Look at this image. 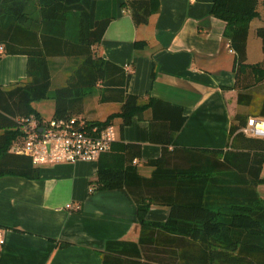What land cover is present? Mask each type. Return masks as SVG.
Masks as SVG:
<instances>
[{
    "label": "trees",
    "instance_id": "obj_1",
    "mask_svg": "<svg viewBox=\"0 0 264 264\" xmlns=\"http://www.w3.org/2000/svg\"><path fill=\"white\" fill-rule=\"evenodd\" d=\"M103 1L107 0H0V60L3 55L27 57V81L0 87V177L38 178L39 169L29 157L10 151L22 143L21 120L30 116L44 120L34 107L37 102L54 100L51 118L80 117L87 127H105L120 119L121 134L134 118L149 113L150 140L163 149L160 158L147 162L153 168L150 178L139 176L132 165L141 156L139 144L116 141L98 160L90 190L125 189L136 205L140 225L137 242L106 243L102 264H264V200L256 192V186L264 184V138L243 133L249 118L237 113L230 128L231 150L222 160L198 161L211 165L212 171L174 166L164 153L186 117L178 107L129 94V73L94 54L92 47L100 43L111 21L98 13ZM256 5L257 0H213L210 10L226 23V36L235 52L237 103L243 106L253 100L243 92L264 81V66L247 62L249 23L258 16ZM123 6L138 27L159 12L160 2L127 0ZM256 33L264 46V27ZM56 59L75 63L60 83L54 81L50 64ZM155 76L153 67L151 78ZM97 85L100 103L119 104L118 111L104 121L81 117L83 100ZM256 117L264 121V103ZM155 124L165 127L164 140L154 139ZM215 170L227 172L225 186L216 185L218 189L212 183L223 180L211 175ZM208 181L212 183L205 189ZM189 193L193 197L187 198ZM152 205L169 208L164 223L146 221Z\"/></svg>",
    "mask_w": 264,
    "mask_h": 264
},
{
    "label": "crops",
    "instance_id": "obj_2",
    "mask_svg": "<svg viewBox=\"0 0 264 264\" xmlns=\"http://www.w3.org/2000/svg\"><path fill=\"white\" fill-rule=\"evenodd\" d=\"M127 0L100 2V16L111 17L102 40L93 46L97 56L124 68L129 73L127 92L142 99L152 98L178 107L186 120L164 153L177 168L210 171L208 163L230 151L229 136L234 116L246 115L248 106L239 105L235 87V55L228 52L227 26L211 15L213 0H159V12L146 25L136 27ZM257 26H250L247 38V62L264 66V46L256 31L264 27V0H257ZM259 20V21H257ZM153 67L156 76L151 78ZM54 78V76H53ZM58 82H62V77ZM27 81V57L3 55L0 60V87L8 89ZM94 103L99 102L100 85ZM243 93L252 95L256 116L264 103V81ZM87 96L86 98H88ZM51 100V99H49ZM44 101V100H43ZM43 101L34 104L43 119ZM88 101V100H87ZM83 102L81 117L98 120ZM100 103V102H99ZM111 113L119 109L117 103ZM246 113V114H245ZM106 116V117H107ZM248 118H255L249 117ZM150 114L134 118L119 131L120 119H114L117 141L141 146V156L132 161L139 176L150 178L149 160L163 155L159 143L150 140ZM154 139H165L166 129L155 124ZM21 144V143H20ZM13 147L10 151H13ZM222 151L213 154L212 151ZM98 162L76 161L38 166L37 179L17 176L0 177V264H102L109 241L137 242L140 225L136 205L123 188L91 191L96 181ZM212 171V170H211ZM223 181L226 171L212 172ZM217 173V174H216ZM261 177H264L262 166ZM210 184V185H209ZM264 200V184L256 186ZM225 193V192H224ZM221 197L226 196V194ZM212 198L217 195L213 194ZM219 196V195H218ZM187 198L193 197L187 194ZM224 201V199H223ZM169 215L166 206H150L146 221L164 223Z\"/></svg>",
    "mask_w": 264,
    "mask_h": 264
},
{
    "label": "built area",
    "instance_id": "obj_3",
    "mask_svg": "<svg viewBox=\"0 0 264 264\" xmlns=\"http://www.w3.org/2000/svg\"><path fill=\"white\" fill-rule=\"evenodd\" d=\"M228 52L235 54L228 45ZM3 48L0 46V53ZM264 121L249 118L242 130L248 136L264 138ZM23 140L14 145L13 152L29 157L36 167L76 161L98 162L117 141L114 125L87 127L80 117L70 119H44L34 116L21 120ZM3 239L0 233V245Z\"/></svg>",
    "mask_w": 264,
    "mask_h": 264
},
{
    "label": "rangeland",
    "instance_id": "obj_4",
    "mask_svg": "<svg viewBox=\"0 0 264 264\" xmlns=\"http://www.w3.org/2000/svg\"><path fill=\"white\" fill-rule=\"evenodd\" d=\"M254 20V21H253ZM251 20L253 22H255V18ZM259 21V20H257ZM250 26H257L259 25V23H249ZM50 64L52 66V69H53V76L54 78H56V80H59L60 77L62 76V79H64V76H66V73L68 74L72 68L74 67L75 63L72 61V60H66V59H56V60H53V61H50ZM54 80L55 82H58ZM54 82V84H55ZM256 85H253L252 87L254 88ZM250 87V88H252ZM98 94V90L95 89L92 91V94L89 95L88 98H84V100L86 99L88 105H89V108H91L93 110V113H94V116H96L98 118V120H103L104 118L106 119V116L109 112H111V110H113L115 108L114 105L112 104H102V103H99V102H93L94 101V97L95 95ZM83 100V102H84ZM44 105L43 106V110H44V113H45V116H50V113L52 111V108H53V101L52 100H44L43 101ZM254 106V105H253ZM253 106H248L246 107L247 110H249V112L246 114V115H249V117H256V115L254 114L255 112L253 111ZM254 112V113H253ZM104 119V120H105Z\"/></svg>",
    "mask_w": 264,
    "mask_h": 264
},
{
    "label": "bare ground",
    "instance_id": "obj_5",
    "mask_svg": "<svg viewBox=\"0 0 264 264\" xmlns=\"http://www.w3.org/2000/svg\"><path fill=\"white\" fill-rule=\"evenodd\" d=\"M261 127H264V126H261Z\"/></svg>",
    "mask_w": 264,
    "mask_h": 264
}]
</instances>
